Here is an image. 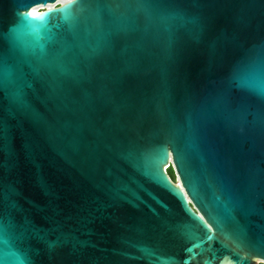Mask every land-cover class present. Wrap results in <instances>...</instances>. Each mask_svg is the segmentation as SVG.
Here are the masks:
<instances>
[{
	"label": "water",
	"instance_id": "water-1",
	"mask_svg": "<svg viewBox=\"0 0 264 264\" xmlns=\"http://www.w3.org/2000/svg\"><path fill=\"white\" fill-rule=\"evenodd\" d=\"M17 7L0 0V264H184L204 233L182 226L216 229L201 202L225 232L264 235V78H232L264 51V0L105 9L76 47L49 45L48 62ZM164 136L191 187L171 146L166 183L154 175L148 153ZM194 252L190 264L211 257L208 244Z\"/></svg>",
	"mask_w": 264,
	"mask_h": 264
},
{
	"label": "snow or ice",
	"instance_id": "snow-or-ice-1",
	"mask_svg": "<svg viewBox=\"0 0 264 264\" xmlns=\"http://www.w3.org/2000/svg\"><path fill=\"white\" fill-rule=\"evenodd\" d=\"M15 2L18 5L16 15L19 28L28 30L40 37V42L35 47L39 49L40 58L48 62L49 45L59 44L65 50L76 47L77 45L74 42L81 31L90 33L93 29L100 27L101 13L105 9L115 15L122 7L132 8L137 6L138 8H146V6L158 3L159 0H65V3L59 7H48L45 11H35L34 6L47 4L49 0H15ZM20 9H23V11H20ZM50 20L56 22L50 24ZM65 30L71 34L73 43H69L64 37ZM3 38H5L4 35L0 34V39ZM4 60V55L0 52V82L9 75L4 67ZM51 63L54 64L55 60ZM257 77L264 78V51L260 53L257 59L238 63L232 69V78L241 87L250 85ZM260 98L264 100V89L260 90ZM169 146L175 150L176 160L181 166V172L185 177V181L191 187L188 174L184 171L180 150L175 147L173 139L169 136L162 137L150 147L148 155L154 161V166L157 169L154 175L159 180L164 181L163 174L159 173L158 170L160 165L167 166ZM164 182L166 183V181ZM172 190L176 191L175 189ZM197 200L200 202L198 197ZM201 206L205 208V215L216 224V229H213L212 225L208 224L203 217H200L199 220L193 218L190 220L189 225L182 226L194 227L204 233L200 244H192L191 247L185 248L188 258L184 261V264H190V261L196 259L197 254L194 249L203 244H208V250L211 252V257H206L203 264H213L214 261L225 264L226 260L229 261V264H248L249 257L255 254L264 255V235L253 241L245 235L227 233L222 227L221 221L214 217L202 202ZM185 211L188 212L187 209ZM188 215L192 216L190 212H188ZM217 232L220 233L219 236ZM221 236L223 237L221 240L222 248L228 253L223 258L216 254V250L212 249L211 244L212 241L220 240ZM230 257L234 259H230Z\"/></svg>",
	"mask_w": 264,
	"mask_h": 264
},
{
	"label": "rangeland",
	"instance_id": "rangeland-1",
	"mask_svg": "<svg viewBox=\"0 0 264 264\" xmlns=\"http://www.w3.org/2000/svg\"><path fill=\"white\" fill-rule=\"evenodd\" d=\"M61 2H63L62 0H58L55 4H59V3H61ZM48 5H52V4H48ZM34 7H37V8H40V9H42L43 7L42 6H34ZM170 167L173 169V172H174V174H175V181H177V179H178V177H177V175H176V173H175V170H174V168H173V166H172V164L170 163ZM259 264H264V261H259Z\"/></svg>",
	"mask_w": 264,
	"mask_h": 264
},
{
	"label": "trees",
	"instance_id": "trees-1",
	"mask_svg": "<svg viewBox=\"0 0 264 264\" xmlns=\"http://www.w3.org/2000/svg\"><path fill=\"white\" fill-rule=\"evenodd\" d=\"M170 166L171 165H169V167H167V172H168L169 176L171 177V179L175 181V174L173 172V169Z\"/></svg>",
	"mask_w": 264,
	"mask_h": 264
},
{
	"label": "bare ground",
	"instance_id": "bare-ground-1",
	"mask_svg": "<svg viewBox=\"0 0 264 264\" xmlns=\"http://www.w3.org/2000/svg\"><path fill=\"white\" fill-rule=\"evenodd\" d=\"M62 1H65V0H62ZM42 9H43V8H42ZM42 9L37 8V7H34V10H35V11H41Z\"/></svg>",
	"mask_w": 264,
	"mask_h": 264
},
{
	"label": "built area",
	"instance_id": "built-area-1",
	"mask_svg": "<svg viewBox=\"0 0 264 264\" xmlns=\"http://www.w3.org/2000/svg\"><path fill=\"white\" fill-rule=\"evenodd\" d=\"M167 168V167H166Z\"/></svg>",
	"mask_w": 264,
	"mask_h": 264
}]
</instances>
